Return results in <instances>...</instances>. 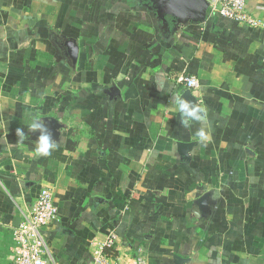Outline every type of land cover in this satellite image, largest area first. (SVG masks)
<instances>
[{"label":"crops","instance_id":"0c3cea01","mask_svg":"<svg viewBox=\"0 0 264 264\" xmlns=\"http://www.w3.org/2000/svg\"><path fill=\"white\" fill-rule=\"evenodd\" d=\"M250 6L262 27L174 0H0V264L43 188L56 264H87L111 232L117 264H264V0ZM178 93L203 122L181 124ZM33 117L59 126L48 156Z\"/></svg>","mask_w":264,"mask_h":264},{"label":"built area","instance_id":"2783aa9c","mask_svg":"<svg viewBox=\"0 0 264 264\" xmlns=\"http://www.w3.org/2000/svg\"><path fill=\"white\" fill-rule=\"evenodd\" d=\"M252 0H209L208 16H219L247 28H260L262 24L251 10ZM179 83L187 88H196L197 80L192 76H180ZM58 209L50 188L40 190L29 207L21 212V220L9 229L12 235L11 264H56L46 245L42 231L57 221ZM118 236L111 232L102 242L93 243L89 249L87 264H117L116 244ZM131 264H147L142 252Z\"/></svg>","mask_w":264,"mask_h":264},{"label":"clouds","instance_id":"9594fccd","mask_svg":"<svg viewBox=\"0 0 264 264\" xmlns=\"http://www.w3.org/2000/svg\"><path fill=\"white\" fill-rule=\"evenodd\" d=\"M173 103L177 106L182 117L180 122L185 127L189 126V121L203 122L206 119V109L196 106V103L182 99V93H178L173 97ZM29 130L40 132L35 142L34 153L40 156L50 155L51 151L55 149L56 143L51 139L50 133L43 121L33 117ZM17 134L21 140L25 138V133L22 129H17ZM197 138L200 143L208 139L203 128L197 132Z\"/></svg>","mask_w":264,"mask_h":264},{"label":"water","instance_id":"95a60500","mask_svg":"<svg viewBox=\"0 0 264 264\" xmlns=\"http://www.w3.org/2000/svg\"><path fill=\"white\" fill-rule=\"evenodd\" d=\"M175 8L183 15L203 17L208 10V1L206 0H174ZM75 49L70 52L71 58L74 59ZM58 124L55 120L51 121L47 126V130L50 134H53L58 129ZM40 134H38L39 136Z\"/></svg>","mask_w":264,"mask_h":264}]
</instances>
